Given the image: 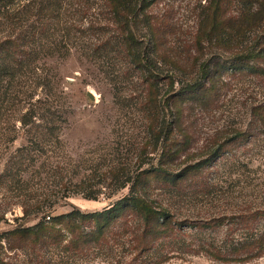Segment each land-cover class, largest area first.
<instances>
[{
    "label": "trees",
    "instance_id": "1",
    "mask_svg": "<svg viewBox=\"0 0 264 264\" xmlns=\"http://www.w3.org/2000/svg\"><path fill=\"white\" fill-rule=\"evenodd\" d=\"M160 1L0 0V143H13L22 130L40 135V140L28 141L30 145L17 150L21 155L36 151L39 144L40 153H46L49 145L61 144L59 134L66 123L56 106L61 93H56L57 76L45 61L65 59L71 50L110 74L118 106L124 102V85L141 86L139 108L147 119L137 173L119 184V190H128L126 195L101 211L85 213L73 208L61 215L49 212L57 201L43 199L37 224L0 236V264H164L176 257L199 255L232 264L264 255V205L251 202L229 216L217 213L180 221L171 207L151 198L154 189L178 200L185 188H203V195L213 193V187H203L199 179L203 170L221 160L222 168L240 166L237 151L264 138L262 86L245 103L240 125L225 121L213 132L210 146L199 149L198 155L188 153L192 141L181 122L184 104L202 110L216 106L223 71L264 84V0L199 4L191 34L193 49H180L174 41L170 47L167 37L175 32L171 19L165 12L155 17L149 12ZM95 7L98 13L93 16ZM252 34L258 35L251 38ZM207 49L210 54L214 49L229 52L228 64L220 57L217 60V55L202 62ZM159 82L167 83L168 98L163 103L157 98ZM164 109L169 110L168 120ZM2 134L7 137L2 139ZM148 153L158 154V163L142 170L143 155ZM185 154L190 161L180 165L177 161ZM241 166L246 168L247 163ZM24 168L23 163L14 162V173L4 176L17 175ZM73 186L77 189L72 194H85L86 185ZM60 188L67 198V187ZM189 198L183 202L190 205ZM30 214L24 205L23 217ZM220 233L223 239L218 240Z\"/></svg>",
    "mask_w": 264,
    "mask_h": 264
},
{
    "label": "rangeland",
    "instance_id": "2",
    "mask_svg": "<svg viewBox=\"0 0 264 264\" xmlns=\"http://www.w3.org/2000/svg\"><path fill=\"white\" fill-rule=\"evenodd\" d=\"M204 2L205 0H162L149 10L152 17L165 12V17L171 19L170 24L175 32L167 37L170 47L174 41L179 44L180 49L182 46L192 48L191 34L196 29L198 7ZM97 13L95 7L91 14L96 16ZM257 35L252 34L251 38ZM205 53L201 58L202 62L211 61L217 55V60L220 57L228 64V59L231 58L229 52H216V49L211 54L207 49ZM191 61L194 63L193 58H189V63ZM45 64L56 74V93H61L56 105L66 119L59 134L61 144L47 146L46 153H40L39 144L36 151L21 155L17 150L30 145L28 141L40 140V135L22 130L18 131L13 143H0V236L16 227L37 224L40 221V201L43 199L57 201L49 211L52 215L65 214L73 208L85 213L107 208L128 193L127 189L119 190V184L127 177H133L140 165L139 148L142 138L145 139L144 124L147 120L143 118L144 114L139 108L142 100L140 94L143 93L141 86H136L135 83L124 85L121 89L124 102L118 106L114 102L110 74L99 67L98 63L83 58L80 52L71 50L67 58L46 60ZM214 66L212 65V72ZM231 74L229 70L220 74L223 87L217 93L218 101L213 108L202 110L192 108L194 106L189 104L182 106L181 122L184 121V128L190 133L192 141V148L188 153L198 155L199 149L210 146L213 132L226 125L225 121L240 125L245 119V103L255 96L258 86L264 89V84L258 80L244 74ZM175 88L178 91L180 86L176 84ZM158 95L157 98L162 103L168 98L166 82H159ZM213 97L214 94L211 95ZM164 112L166 120L170 119L169 110L164 109ZM6 137L3 135L1 138ZM186 155L177 163L181 165L190 161ZM236 157L239 159L238 163H247V167L236 165V168H222L221 160L200 174L203 187H213V193L203 195L206 191L203 188H185V196L178 200L154 189L151 198L165 207H171L176 219L180 221L206 219L217 213L229 216L231 211L248 207L251 202L258 206L264 205V138L247 148L239 149ZM196 158L200 156L194 157ZM142 160L143 170L158 163V154L148 153L143 155ZM14 162L23 163L24 171L14 176H4L10 171L14 173L11 170ZM16 181H19V185L15 184ZM80 182L86 185L85 194H72L77 189L73 185ZM191 182L192 180H188L189 185H192ZM60 185L67 187V192L70 193L67 198L59 192V189H63ZM152 186L158 187V184L153 183ZM194 191L202 192L195 197ZM83 195L92 198H85ZM190 196L192 203L188 205L183 201L189 200ZM24 205L31 212L25 218ZM36 211L39 212L37 215ZM217 239H223L222 233L217 235ZM164 264L223 263L199 255L176 257ZM232 264H264V255L249 263Z\"/></svg>",
    "mask_w": 264,
    "mask_h": 264
}]
</instances>
